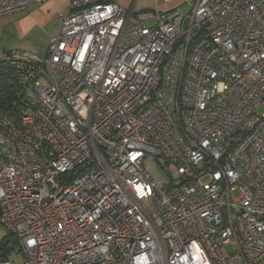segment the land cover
Masks as SVG:
<instances>
[{
	"label": "built area",
	"instance_id": "2783aa9c",
	"mask_svg": "<svg viewBox=\"0 0 264 264\" xmlns=\"http://www.w3.org/2000/svg\"><path fill=\"white\" fill-rule=\"evenodd\" d=\"M187 1L68 0L44 58L0 51L21 108L0 109V225L22 264H264V0Z\"/></svg>",
	"mask_w": 264,
	"mask_h": 264
},
{
	"label": "rangeland",
	"instance_id": "374dc122",
	"mask_svg": "<svg viewBox=\"0 0 264 264\" xmlns=\"http://www.w3.org/2000/svg\"><path fill=\"white\" fill-rule=\"evenodd\" d=\"M191 5H192L191 2L187 0H175L173 3L168 4V5H164V3L161 4L158 9V12H169L172 9L179 7L178 9H176L177 12L186 13L190 11ZM12 16L13 15L0 18V40H1V37L2 38L5 37L6 43L9 40H12L14 43L20 41L21 42L20 44H24L31 54H33L34 56L38 58H44L46 56L49 42L51 39L50 32L55 31V27L52 29L51 27H47L46 29H34L33 31L31 30V33L28 35V37L21 38L19 37L18 30L15 28V26L13 27L16 17H12ZM145 26L151 27L152 22H146ZM48 28H50L49 29L50 32ZM3 31H5L6 34H3ZM4 46H5V43L0 42V51H2ZM148 169L151 173L152 178H154L157 182L171 181L172 175L169 169L165 166V163L163 160L156 159L155 161H152L148 165ZM7 236H8L7 232L0 225V244L7 242L9 240ZM4 258L8 264H22L24 261V257L22 256L20 252V245L16 243L13 246V248L10 249L6 253Z\"/></svg>",
	"mask_w": 264,
	"mask_h": 264
},
{
	"label": "crops",
	"instance_id": "0c3cea01",
	"mask_svg": "<svg viewBox=\"0 0 264 264\" xmlns=\"http://www.w3.org/2000/svg\"><path fill=\"white\" fill-rule=\"evenodd\" d=\"M99 2L106 0H96ZM118 4L121 6L132 10V11H150L153 12L154 7L159 9L160 5L163 4L158 0H116ZM174 2V1H173ZM172 2V3H173ZM171 4V3H169ZM168 5V4H164ZM68 7V0H43L41 4L30 5L24 12L14 14L12 17H16L13 27L18 30L19 37H28L31 33V30L34 29H46L47 27L54 28L55 31L50 32V28H48L50 32L51 39L57 36L59 30V18L61 16L66 15ZM155 14V12H153ZM9 31V30H8ZM3 34H6L3 31ZM49 34V33H48ZM50 39V40H51ZM5 37L2 38L0 42H4L5 46L2 50H10V49H21L28 50L24 44H20L21 42H13L9 40L7 43L5 42ZM14 43V44H13Z\"/></svg>",
	"mask_w": 264,
	"mask_h": 264
},
{
	"label": "trees",
	"instance_id": "16d2710c",
	"mask_svg": "<svg viewBox=\"0 0 264 264\" xmlns=\"http://www.w3.org/2000/svg\"><path fill=\"white\" fill-rule=\"evenodd\" d=\"M18 93L19 86L16 78L7 71L5 66L0 65V109L14 120L18 119L21 110L17 103ZM7 238L9 239L7 242L0 244V258H4L6 253L15 245L10 248L12 238L10 236H7Z\"/></svg>",
	"mask_w": 264,
	"mask_h": 264
},
{
	"label": "water",
	"instance_id": "95a60500",
	"mask_svg": "<svg viewBox=\"0 0 264 264\" xmlns=\"http://www.w3.org/2000/svg\"><path fill=\"white\" fill-rule=\"evenodd\" d=\"M15 243H16V239L13 238V239L11 240V242H10V248H11Z\"/></svg>",
	"mask_w": 264,
	"mask_h": 264
}]
</instances>
